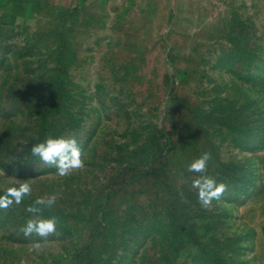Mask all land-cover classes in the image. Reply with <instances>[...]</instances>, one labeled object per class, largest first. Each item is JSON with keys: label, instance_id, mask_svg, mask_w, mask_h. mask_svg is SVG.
<instances>
[{"label": "rangeland", "instance_id": "obj_1", "mask_svg": "<svg viewBox=\"0 0 264 264\" xmlns=\"http://www.w3.org/2000/svg\"><path fill=\"white\" fill-rule=\"evenodd\" d=\"M0 264H264V0L0 25Z\"/></svg>", "mask_w": 264, "mask_h": 264}, {"label": "crops", "instance_id": "obj_2", "mask_svg": "<svg viewBox=\"0 0 264 264\" xmlns=\"http://www.w3.org/2000/svg\"><path fill=\"white\" fill-rule=\"evenodd\" d=\"M85 0H0V25L31 19L45 6L73 8Z\"/></svg>", "mask_w": 264, "mask_h": 264}]
</instances>
